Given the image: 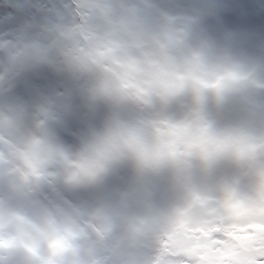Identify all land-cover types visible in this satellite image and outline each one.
<instances>
[{
	"label": "rangeland",
	"instance_id": "1",
	"mask_svg": "<svg viewBox=\"0 0 264 264\" xmlns=\"http://www.w3.org/2000/svg\"><path fill=\"white\" fill-rule=\"evenodd\" d=\"M130 1L132 3H129ZM190 1L183 0L182 3L185 2V6L181 5L183 10H178L180 4L176 0H68L65 6L60 2L56 4L55 0L53 2L52 0H0V65H6L7 63L11 67L0 88H12V91L17 94L18 101L21 99L25 101L26 105L35 109V111L32 109L26 111L25 116L28 120L25 119L26 123L24 127L28 126L30 117L35 123V128L32 131L34 134L39 133L38 135L41 137L51 139L59 132H56L55 129L48 131L50 122L56 125L60 123L63 127H66L72 121V131H69L71 133L78 129L80 121H88L86 119L78 120L82 117H88L89 120L91 118V121H94V124L96 123L98 128L100 125L99 136L103 138V142L105 143L104 151L100 155L102 163H99V167L103 171L102 174H98L97 180H92L93 183L97 182V184L102 180L103 185L122 179L130 180L133 176L134 185H139V174L141 173H132L130 170H133V167L138 162L148 161L145 158L147 149L136 145L137 131L142 130L141 125L146 118L144 114L149 115V121L154 125L157 132H161L164 136L172 137L174 140L180 142L183 138L184 129L187 127L191 126L189 127L191 129L194 126V136L198 135L201 127L204 135L203 128L209 124L208 122H211L205 138L200 136L196 141L197 145L195 148L200 152V147L204 150L206 147L211 146L207 136L213 130L215 132L213 141L217 145L215 149L218 152L213 160H209L208 157L201 159L194 148V162L202 161L200 172L198 173L199 176L207 174L208 170L206 168H208V165L215 172H211L208 178L197 180L199 184H195L194 189L197 188V190H194V193L202 192L208 199H217L219 202L217 213L221 215H223V206L240 203L239 206L242 207V210H239V214L245 215V217L232 224L237 226L234 230H239L243 240L248 241L249 244L244 250L248 253L249 257L244 258V260H246L247 264H253V261L258 262L257 258L260 257L253 252L264 250V203L250 202L248 200L258 195L256 193L257 187L260 184H264V152L261 153V148L264 147V112L263 114L259 112V116L256 113L258 107L260 109L264 107V95L260 96L259 94L260 89L264 91V82L259 79L257 75L258 71L252 68L245 75L246 79L242 88L228 84L222 85L210 93L212 99L216 102L223 100L226 104L235 103L232 101V97L235 94H241L246 99H250L242 107L232 108L233 114L243 116L234 118L241 119L246 126L243 129L234 127V131L232 132L238 131L243 133L240 138L233 135L229 124H224L226 119L232 120L233 117H222L216 111L212 114V112L207 111V106L210 104H203V108H206V111L202 109L197 110L195 107L193 109L179 100L176 101L179 104L178 108L171 107L168 104L170 101H160L159 106H155V108L150 106V104L148 106L143 105V99L138 96L139 93L135 92V89L139 88L138 84H131L129 81L123 82V79L122 86L120 87V89H123L120 90V93L124 92L123 102H125V106L121 108L120 104V107L115 109L114 113L111 112L110 104L114 103L113 106L116 107V104H119L120 100L118 99L119 91L115 93L114 89L110 86L112 82V74L110 73L118 71L126 72L127 69L125 68L129 63L123 64L122 62L133 57L132 53L128 52L126 46L122 50L121 48H117V45L126 43L129 46H133L142 41H146L145 43L148 44L157 34L159 35V43L162 45L161 48L165 47L164 43H162L165 35L169 39H175V44L177 42V45H182L185 39L194 32L193 24L195 19H201L202 16H207L210 13L212 15L216 14L213 12V8L215 7L211 4L212 0H192L197 4L196 7H190ZM236 1V4H241L243 0ZM246 1L242 13L245 19L241 17L244 21L240 25L244 26L246 23L245 26L247 27L251 22H258L257 20L260 19L264 27V0ZM170 2L177 4V7H173L170 4L173 8H169L167 3ZM161 3L164 5L162 6L163 10L166 7L168 9L167 12H169V15L165 14L164 18L160 17L163 12L159 9ZM58 4H61V6ZM195 8L198 11L194 10ZM185 10L189 11V14L184 13L183 11ZM255 13H259L261 17L253 19L254 16L252 14ZM155 14H158V16H155ZM216 16L218 17L217 14ZM154 18H158V22ZM177 18L183 19L184 22L178 20V24L171 27L172 24L177 23ZM210 22L206 24L213 27ZM66 24H69V27L71 26L72 32L79 29L86 31V35L83 38H78L75 35L76 33H72L73 35H70V33L67 35V39L64 35ZM167 25H170V28L164 29ZM111 30L114 33L113 36H111ZM259 34L264 35V32L261 31ZM77 40H80L83 45L82 47H80ZM75 45L78 48L77 50L73 49ZM56 46L60 48L56 55L59 54L57 56L54 54L55 57L52 59L50 56L56 50ZM84 48H86V51H83ZM79 56L86 60V63L80 64V62H77ZM52 64L55 68L51 67ZM91 66L94 70L92 75L87 71V68ZM48 67L51 70H48ZM258 67L263 71L264 54ZM95 73L100 75L103 89L96 86V81L98 84L100 82L98 81L99 79L93 78ZM132 76L135 78L139 77L140 79L136 78L135 81L136 83H141V85L145 84L143 82L145 80H149L151 84H160V74L151 76V73H148L145 75V71L142 70L138 76L136 74L131 75L129 80H133ZM116 77L117 79L119 78L117 75ZM25 86H27L28 90L31 89L29 98L27 92H20L19 90V88L21 89V87L24 88ZM32 90H35L34 95H32ZM5 91L8 92V89H5ZM256 97L258 99H255ZM108 98L109 105L107 104ZM3 99L12 101L13 97L9 95ZM14 99H16V96ZM152 108L154 110L150 111ZM156 108H158V111ZM105 109L107 116L114 117L116 112L117 117H124L125 114L124 121L127 120L128 124L127 134L119 135L117 130L116 133L115 130L112 131L113 133L111 132L110 125L105 121L103 115L99 116ZM33 115L38 116L32 118ZM38 117L41 119L37 123L36 119ZM161 117L166 118V121H159L160 124L156 127L158 119ZM178 117H181V119ZM260 117L263 118L261 119ZM202 120L205 124L200 126ZM47 123L49 127L40 126V124ZM249 125L254 126V129H250ZM129 130L132 132L131 134ZM215 141L218 143L216 144ZM221 141H226V146L219 147L218 144ZM150 142L154 144L151 138ZM57 143H60V141H57ZM72 143L69 145L70 148L74 145ZM108 154L110 155L109 162L113 166L107 165L105 161ZM202 154H205V152H202ZM119 158L121 161H124L122 164H117L120 160ZM240 160L242 164L236 166L237 170L235 174H230L231 169L227 167V164L229 167H232L233 164L236 165ZM194 162L190 164H194ZM160 163L162 162L158 160V164ZM118 165L126 168L128 171L117 174L119 171L116 170ZM161 167L163 169L164 164ZM74 169H77L76 166ZM139 169H144V174H146V164L137 167V170ZM154 169L157 168L155 167ZM183 171H185L186 176L190 177V168H186ZM173 179H175V174L173 175ZM157 180L159 184L158 169ZM182 180L184 181L182 184H178V190L175 191L172 187L167 190V192L172 193L169 196H164L163 198L148 197L147 200H145L146 197L135 199L137 198L136 196L126 198L124 199L125 201H130L128 204L122 203L119 209L122 216L120 214L117 217L100 218L99 220L107 223L108 226H117L120 231L130 232L126 237L129 247L125 249L143 252V258L149 260L153 258L152 252L161 250L160 246L164 247L165 243L158 242L159 245L157 247H151L150 245L156 243V239H160V241L168 240L167 233L174 228V225L177 226L174 223L175 218L173 215L178 214L180 208L187 205L186 201L193 198L191 197L192 191H187L184 188V184H187L186 180L189 179L183 178ZM170 181H173L172 178ZM209 181L212 183L210 184ZM148 184L147 180V186ZM48 185L51 186L52 184ZM153 185L151 184V187ZM239 185H242L240 189H238ZM37 187L36 191H40V187ZM13 190V187H9L7 191L12 192ZM21 190L23 193L19 192V194L23 197V195L25 196L26 189L22 188ZM58 193L57 191L56 195ZM156 194L152 193V196H156ZM9 195L12 194L10 193ZM236 196L243 197L242 201H232V198ZM151 199L153 200L151 201ZM192 204L194 208L201 207L199 202ZM257 205L260 207H257ZM38 206L39 204L35 205L34 209L39 210ZM161 208L169 210L171 214H154L160 215L159 217H151L149 214L147 217L137 216V211H141L142 209L146 212H154V209L161 210ZM59 210L63 213V220L58 223L61 229L65 231L66 226L72 223L71 218L67 217L70 216L67 215L70 212L65 207H61ZM152 218L157 219L152 220ZM206 220L208 221L206 222L207 225L211 227L209 234L205 232L187 233L186 238L188 242L186 239H183L182 245L174 243L172 247H175L172 250H176L178 255L186 252L195 259L199 258L200 253L204 250L223 247L225 243L219 224L221 223V219L217 216H210ZM116 222L119 225H116ZM225 237L231 239V236L228 234ZM98 238L102 241V239H111L112 236L105 235ZM164 253L166 257L173 255L168 249ZM223 258L225 260H232L228 256H224Z\"/></svg>",
	"mask_w": 264,
	"mask_h": 264
},
{
	"label": "bare ground",
	"instance_id": "2",
	"mask_svg": "<svg viewBox=\"0 0 264 264\" xmlns=\"http://www.w3.org/2000/svg\"><path fill=\"white\" fill-rule=\"evenodd\" d=\"M67 1L68 0H55V3L57 4L60 2L65 6ZM182 1L183 0H176V2L180 4L178 10H183L182 6H185V2L182 3ZM245 2L247 1L243 0L241 4H236V0H212L211 4L215 7L213 8V12L218 15L219 21H215V26L211 27L206 24L207 22L205 19L208 18V15L204 16L205 19L201 17L200 21L195 24L196 29L194 32L197 35L194 36V41L188 45L189 49L185 48L181 54H174L161 48L162 45L159 43V39H153L149 42L153 49L149 50L148 47L143 48V46H141L140 50H138V55L140 58H143V60L133 55L132 59L128 58L122 63L137 65L141 64L145 58H148L147 61L155 63L157 66H160L161 62H163V67L160 68V71L151 72V76L160 74V84H151L149 80H145L143 81L145 84L141 85V83H136L135 81L136 78H140H135L134 76H132L133 80H129L131 77L129 68H125L127 70L124 73L120 71L110 73L112 74L110 86L114 89L115 93L119 91L118 99L120 100V104L124 100V92L122 91L120 93V90L123 89H120L123 79V82L129 81L131 84H138L139 88L135 89V92L139 93L138 96L143 99V105L148 106L150 104V106L155 108V106H159L160 101H170L168 104L171 105V107L178 108L179 104L176 103V101L179 100L193 109L195 107L197 110L202 109L206 111V108H203V104L208 103L210 105L207 106V111L212 112V114L216 111L220 113L222 117H233L232 120L226 119L224 122V124H229L231 132L234 131V127L238 129L245 128V123L243 124L241 119L234 118L243 116L233 114L232 108H238V106L242 107L247 101H250V99H246V97L241 94H235V96L232 97V101L235 103L226 104L223 100L216 102L210 95L214 89L222 85L231 84V86L242 88L246 79L245 75L252 68L258 71L257 75L259 79L264 82V69L262 71L261 68L258 67L261 57L264 54V35H260L259 33H261V31L264 32V27L261 21L251 22L247 27L240 25L245 19L242 15ZM129 3H132V1ZM61 4L58 5L61 6ZM170 4L173 7H177V4L170 2L167 3L169 8H173ZM162 6L164 5L161 3L159 9L163 12L160 17L164 18L165 14L169 15V12H167L168 9L166 7L165 10H163ZM196 6L197 4L191 0L190 7ZM194 10H197V8ZM183 12L189 14V11L185 10ZM252 15L254 16L253 19L261 17L259 13ZM155 16H158V14H155ZM227 18H231L232 20H228ZM154 20L158 22V18H154ZM72 33H76L75 35H77L78 38H83V36L86 35V31L79 29L72 32L71 26L69 27V24H66L64 28L65 37L67 38L69 34L73 35ZM113 34L111 30V36H113ZM77 41L80 47H82L83 45L80 40ZM162 43L164 42L162 41ZM122 44L123 45H117V48L122 49L125 47V44ZM55 48L56 51L58 50L57 52H59V46ZM73 49L77 50L78 48L75 45ZM83 51H86V48H84ZM57 52H55V55ZM118 58L121 59L119 56ZM77 62H80V64L86 63V60L79 56ZM10 70L11 67L8 66L7 63L6 65H0V85L4 81L5 76L9 74ZM87 71L91 75L94 72L92 66L87 68ZM116 75L119 76L118 79ZM93 76L94 79H99L98 81L100 82V84H98L95 80L96 86L103 89L100 75L95 73ZM262 81L260 82L263 83ZM259 94L263 96L264 91L260 89ZM255 99L258 98L256 97ZM154 108L150 109V111H153ZM263 108L260 109L258 107L256 109L258 116L260 115L259 112L263 114ZM111 109L113 110L114 107H111ZM30 110V106L26 105L25 101L21 99L18 101L17 96L16 99L13 98L12 101L9 99L0 100V201H5L8 206L16 209H21L25 206L34 208L37 204H39V208L47 207L60 209L61 207H65L69 209L70 213L67 215L70 216L67 217L71 218L72 223L66 226L65 231L59 226L58 228L54 227L50 233L45 235L47 249H50L51 252L50 256L47 255V249L44 252L37 251L38 255L46 258V264H247L244 258H248L249 255L244 249L249 243L243 240L239 230H234L237 226L232 224L242 217H245V215L239 214V210H242V207L239 206L240 203L237 205L230 203L231 206L228 204L223 206V215H221L217 213L219 204L217 199H208L202 192L194 193V190H197V188L194 189L195 184H199L197 180L208 178L211 172H215L208 165V168H206L208 170L207 174H204L205 176H199L198 173L200 172L202 161L194 162V148L197 145L196 141L200 136L205 138L211 122H208L209 124L203 128L205 132L204 135L200 127L198 135H195L183 145L180 141L166 138V146L169 144L171 145L167 149L160 148L156 151L153 143L147 140L149 139L148 134L150 132H156V130L151 129L155 127L149 121V115L144 114L146 118L141 125V134L139 136L136 135V145L147 148L148 153L145 152V154H150L154 162H158L159 160L162 163L169 162L170 165H172L175 179H173L172 175V177H169V180L172 178L173 181L171 185L175 191L179 188L178 184H182L184 181L182 179L186 178L189 180H186L187 184H184V188L193 193L191 195L193 198L186 201L187 205L181 207L178 214L173 215L175 218L174 223L177 226L174 225V228L167 233L168 240L160 241V239H156V243L150 245L151 247H157L159 245L158 242L165 243L164 247L162 245L160 246L161 250L152 252L153 258L148 260L143 258V252L125 249L129 247L126 237L130 232L124 230L120 231L117 226H108L107 223L99 219L119 216L121 214L119 209L122 203L128 204L130 201H125L124 199L126 198L136 196L137 198L135 199L146 197L145 200H147L148 196L142 195L146 192L147 187L151 186L150 182L147 186L144 176L139 174L140 184L138 186L134 185L133 176L130 180H117L110 184L105 192H102V189L94 191L93 187H91L90 179L101 169L99 167V162L101 161L100 148L94 153H91L92 151L84 153L81 152V148L78 145H76L77 147L75 148H70L68 142L60 138L50 139L41 137L38 135L39 133L34 134L30 128L31 121L28 122L26 128L24 127L26 123L25 119L28 120L25 113ZM156 110L158 111V108H156ZM103 117H105L104 114ZM260 118L262 119L263 117ZM159 121L165 122L166 118L161 117L158 119L156 127L160 124ZM204 124L202 120L200 126ZM249 127L250 129H254L252 125H249ZM210 132L207 139L211 146L206 147L204 150L200 147L201 153L195 148L197 155L201 159L208 157L209 160H213L218 152L215 149L217 145H215L213 141L215 132L213 130ZM232 133L238 138L243 134L238 131ZM57 141H60V143H57ZM215 143L217 144L218 142L215 141ZM168 149L170 151H168ZM261 150V153H263L264 147H262ZM202 152H205L207 156L202 154ZM192 162H194V164H190ZM241 164V160L236 163L235 167H229L227 164V167L231 169L230 174H235L237 170L236 166ZM75 166L77 168L76 170L79 171L81 175L86 176L87 174V178L82 176L80 179L82 183L87 182V185L82 184L80 181L68 184L66 178L65 180L60 178L64 172H67L68 168L73 167L72 169H74ZM186 168H190L189 176L191 178L186 176L185 171H183ZM116 170H119L117 174L128 171L124 167ZM162 170H164V168ZM168 172L170 173V171ZM158 173L160 174L159 171ZM156 174L157 169H154L151 174V179L154 178ZM100 183H102V181H100ZM209 183L211 184L212 182L209 181ZM48 184L52 185L50 186ZM36 186L40 187L39 189L41 190L36 191ZM157 186H159L158 180L152 186V190H156L157 192L163 191L161 187ZM241 186L239 185L238 189H240ZM9 187H13L14 190L8 192L7 190ZM22 188L24 190L26 189L25 196L23 195L24 198L19 194V192L23 193L21 190ZM83 188L88 190L89 197L79 193V190ZM141 188L146 189L143 190ZM57 191L59 193L56 195ZM10 193L12 195H9ZM256 193L258 195L248 200L250 202L255 201L264 203V184H260L257 187ZM156 197L163 198L164 196L160 193ZM242 198L243 197L236 196L232 198V201H242ZM152 200L153 199H151V201ZM196 202H199L201 207L194 208L192 203ZM257 207L260 206L257 205ZM154 210V212H146L142 209L141 211H137V216L147 217L149 214L151 217H159L160 215L171 214L169 210H164V208H161V210ZM155 213L160 215H154ZM2 216L3 204L0 202V219H2ZM210 216H217L221 219V223L219 224L222 229V236L225 243L223 247L204 250L200 253V257L195 259L186 252L182 255H178L176 250H172V248L175 247H172L174 243L182 245L183 239H186L188 242L186 238L187 233L205 232L209 234L211 232V227L207 225L206 222L208 221L206 218ZM21 218L31 223L27 217ZM155 219L152 218V220ZM116 225H119V223L116 222ZM94 234L98 237L108 235L112 236V238L102 239V241H100ZM226 234L231 236V239H227L225 237ZM167 249L172 252V256L166 257L164 255ZM253 253L257 256H264V250H257ZM224 256H228L232 260H225L223 258ZM253 264H258V262L253 261Z\"/></svg>",
	"mask_w": 264,
	"mask_h": 264
},
{
	"label": "flooded vegetation",
	"instance_id": "3",
	"mask_svg": "<svg viewBox=\"0 0 264 264\" xmlns=\"http://www.w3.org/2000/svg\"><path fill=\"white\" fill-rule=\"evenodd\" d=\"M211 16V17H210ZM203 18H204V16H202ZM208 17L209 18H207V19H205L206 20V22L207 23H209L210 21V24H212L213 26H215V21H219V19H218V17H215V15H212L211 13L210 14H208ZM260 18V17H259ZM178 20L181 22V21H183V19H179V18H177V20H176V24H172L171 25V27H174V26H176L177 24H178ZM198 21H200V19H195V22H194V31H195V29H196V27H195V24L198 22ZM258 22L260 21V19L259 20H257ZM184 22V21H183ZM244 24V23H243ZM182 26V25H181ZM244 26H245V24H244ZM167 28H170V25H167L166 26V28H164V29H167ZM185 33H187V32H185ZM195 35H197V34H195V32L194 33H191L186 39H185V41L182 43V45H177V42H176V44L174 43L175 41V39H169V38H167L166 37V35H165V38H164V40H163V42H164V50L166 49V51H170L171 53H174V54H181L182 53V51L185 49V48H187V49H189L188 48V45L191 43V42H193L194 41V36ZM158 37H159V35L157 34L156 35V37L155 38H153L154 40L155 39H158ZM152 39V40H153ZM151 40V41H152ZM146 41H142V42H139V43H137V44H135V45H133V46H129L128 44H126V43H124L125 44V46L128 48V52L129 53H132V55H135L136 57H139V55H138V53H139V51L138 50H140V48H141V46H143V48H149V50L150 49H153V47H151V45H150V43H145ZM120 45H123L122 43H120ZM130 45H132V44H130ZM124 48V47H123ZM123 50V49H122ZM5 52V51H4ZM4 52H3V54H4ZM55 52H57L56 50L54 51V53H51V56H50V58L52 57V59L55 57ZM53 54V55H52ZM59 54V53H58ZM57 54V55H58ZM56 55V56H57ZM140 58V57H139ZM141 60H143V58H140ZM147 59L148 58H145L144 59V61H142V63L141 64H137V65H135V64H132V63H129L128 64V66L126 67V68H129V70H130V73H131V75H133V74H136V76H138V74H139V72L140 71H142V70H144L145 71V75L146 74H150L152 71H159L160 70V68H162L163 67V62H161V65L160 66H157L156 67V64L155 63H150L149 61H147ZM51 62H53V60H51ZM54 63V62H53ZM51 67H54V65L52 64L51 65ZM55 68V67H54ZM48 70H51V68L50 67H48L47 68ZM5 78H6V76H5ZM4 82V81H3ZM2 82V83H3ZM1 83V84H2ZM19 85H22V84H19ZM5 89H8V92L7 91H5ZM13 89L11 88V89H9L8 87H5V88H0V100L1 99H3L4 97H8L9 95L11 96V97H15V96H17V94H15L13 91H12ZM19 90H20V92L21 91H23V92H27V96H28V98H29V93H30V91H31V89H29L28 90V88H27V86H25L24 88L23 87H21V89L19 88ZM12 93H14L13 95H12ZM35 94V90H32V95H34ZM110 94V93H109ZM109 97H110V95H109ZM143 101V100H142ZM107 104L109 105V98H108V102H107ZM114 105V103H111L110 104V106L111 107H114V109L112 110L111 109V112H115V109H118V107H120V103L119 104H116V107L115 106H113ZM125 106V102H121V108L122 107H124ZM30 109H32V110H34L35 111V109H33L31 106H30ZM106 109H107V107H106ZM106 109L105 110H103V112H102V114H100L99 116H102L103 114L106 116V117H104V119H105V121L110 125V128H111V132L113 131V130H115V133H116V130L119 132V135H124V134H127L128 133V124H127V120H125L124 121V117H117V112H116V114H115V116L114 117H111V116H107V114H106ZM122 114H124L123 112H122ZM38 115H33L32 116V118H34V117H37ZM124 116H125V114H124ZM178 118H180L181 119V117H178ZM41 118L40 117H38L37 119H36V122L38 123V121L40 120ZM83 119H86V120H88V121H80L79 123H78V129L77 130H75L73 133H71V132H69V131H72V121L70 122V125L69 126H66V127H63L60 123H58V125H56V124H54V123H49V126H50V128H49V130L48 131H50L51 129H55L56 130V132L57 131H59L58 133H56V135H54L52 138H55V139H58V138H60V139H62L63 141H67L68 142V144L70 145L71 144V142H73L72 144H74L73 145V147L72 148H75V147H77L76 145H78L80 148H81V152H84V153H88V151H92L91 153H94L97 149H99L100 148V155L102 154V151H104V145H105V143L103 142V138H101L100 136H99V129H100V125H99V128L97 127V124L95 123L94 124V121H91V118H90V120L88 119V117H82L81 119H78V120H83ZM29 121H31V124H30V127H31V129H34L35 128V123L32 121V119L29 117ZM96 122V121H95ZM100 123V122H99ZM98 123V124H99ZM194 123V122H193ZM193 123H192V125H193ZM39 125V124H38ZM42 125V127H49L48 126V123L47 124H40V126ZM189 127H191V126H189ZM189 127H187L186 129H184V133H183V138L181 139V144L183 145L186 141H188L189 139H191L192 137H194V126L191 128V129H189ZM151 129H154V130H156L155 128H151ZM173 130V129H172ZM175 130V129H174ZM139 132V133H138ZM137 132V136H139L141 133V131H138ZM113 133V132H112ZM129 133L131 134L132 132L129 130ZM151 133V134H150ZM148 135H149V139H147L148 141H150V138L152 139V141L154 142V147H155V150L157 151L158 149H160V148H162V149H164V148H168L171 144H169V145H167L166 146V138H170V139H174V138H172V137H166V136H164L163 134H161V132H157V130H156V132H150ZM175 134H177V133H175ZM71 135H73V137H71ZM178 135V134H177ZM136 136V137H137ZM179 136V135H178ZM180 137V136H179ZM47 138V137H46ZM181 138V137H180ZM147 149V148H146ZM168 151H170L169 149H168ZM145 152V151H144ZM147 153H148V149H147ZM109 158H110V155L108 154L107 155V157L105 158V161L107 162V165H112L113 166V164H111L110 162H109ZM145 158L148 160L147 162H146V160L145 161H142V162H138L137 164H135V166L133 167V170H130L132 173H135V172H140L143 176H144V180H145V183H146V185H147V180H148V182H150L151 184H155L156 183V179H157V174L154 176V178H152L151 179V174L153 173V168H157L158 169V171L160 172V174L158 173V179L160 180L159 181V187H161L162 189H163V191H161V192H157V191H154V190H152V188L153 187H151V186H148L147 187V190H146V192L142 195V196H148V197H156L158 194H160V193H162V196H169V195H171L172 193H169V192H167V190L169 189V188H171L172 187V185H171V181L169 180V177H172V175H174V169H173V167H172V165H170V163L169 162H164V163H160V164H158V162H154L153 161V159L150 157V154L149 155H146L145 154ZM101 159V158H100ZM120 159V158H119ZM124 161H121V159L117 162V164H122ZM161 162V161H160ZM99 163H102V161H100ZM234 163H236V162H234ZM144 164H146V174H144V169L143 170H141V169H139V170H137V167H139V166H141V165H144ZM164 164V170H162V165ZM168 164V165H167ZM150 165H151V167H150ZM129 166H130V164H129ZM232 167H235V165L233 164L232 165ZM122 168V166H117V168L116 169H121ZM69 169H72V168H68L67 169V171L69 170ZM102 171H103V169L101 168L100 170H99V172L96 174V175H94L93 177H91V187H93V189H94V191H99L100 189H102V192H105V190L110 186V184H112V183H107V184H104L103 185V182L102 183H100V181H102V180H100L99 181V183L97 184V182H94L93 183V180L94 179H96L97 180V177H98V174H102ZM168 171H170V173L168 172ZM79 172V171H78ZM67 172H64L62 175H61V177L60 178H63L62 180H65V174H66ZM81 175V174H80ZM147 175V176H146ZM83 175H81V177H82ZM83 177H86L87 178V174H86V176H83ZM160 177V178H159ZM93 179V180H92ZM78 181H80V180H78ZM81 182V181H80ZM82 183V182H81ZM82 184H84V185H87V182L86 183H82ZM97 184V185H96ZM102 184V185H101ZM140 184V183H139ZM171 186V187H170ZM79 193L80 194H82L83 196H86V197H89L88 196V190L86 189V188H83V189H81V190H79ZM152 193L155 195V193H157L156 194V196H152ZM150 194H151V196H150ZM93 195H95V194H93Z\"/></svg>",
	"mask_w": 264,
	"mask_h": 264
},
{
	"label": "clouds",
	"instance_id": "4",
	"mask_svg": "<svg viewBox=\"0 0 264 264\" xmlns=\"http://www.w3.org/2000/svg\"><path fill=\"white\" fill-rule=\"evenodd\" d=\"M66 182L71 184L81 179L80 173L69 169L65 174ZM3 204V216L0 219V264H46V258L37 251L47 249L45 235L58 228L63 213L59 209L42 207L39 210L31 206L16 209ZM21 217H27L31 223ZM50 249L47 255L50 256Z\"/></svg>",
	"mask_w": 264,
	"mask_h": 264
},
{
	"label": "snow or ice",
	"instance_id": "5",
	"mask_svg": "<svg viewBox=\"0 0 264 264\" xmlns=\"http://www.w3.org/2000/svg\"><path fill=\"white\" fill-rule=\"evenodd\" d=\"M226 143H227L226 141H221V142H219L218 146L224 147V146H226ZM257 259H258V264H264V256H260Z\"/></svg>",
	"mask_w": 264,
	"mask_h": 264
}]
</instances>
